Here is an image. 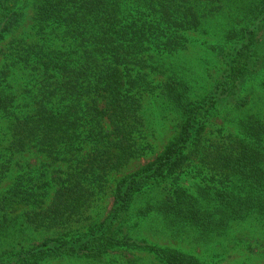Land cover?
Masks as SVG:
<instances>
[{
    "label": "trees",
    "instance_id": "obj_1",
    "mask_svg": "<svg viewBox=\"0 0 264 264\" xmlns=\"http://www.w3.org/2000/svg\"><path fill=\"white\" fill-rule=\"evenodd\" d=\"M230 12L222 67L197 95L165 61ZM0 61V241L44 236L0 264H215L220 250L264 249V0H0ZM152 96L177 110L175 132L116 177L154 151ZM219 116L235 128L213 129ZM144 226L214 255L152 242Z\"/></svg>",
    "mask_w": 264,
    "mask_h": 264
},
{
    "label": "rangeland",
    "instance_id": "obj_2",
    "mask_svg": "<svg viewBox=\"0 0 264 264\" xmlns=\"http://www.w3.org/2000/svg\"><path fill=\"white\" fill-rule=\"evenodd\" d=\"M230 14H233L234 16L235 12L226 13L223 16H216L208 21L205 31L196 32L191 35L192 42L186 51L179 56L167 58L165 61L178 77L184 79L192 87L194 93L197 95H206L213 89L216 75L222 67L219 48L222 45L226 46L225 31L232 24L231 20L228 18ZM31 15L32 12L29 9V17ZM31 22L30 18H28L26 21V30L30 28ZM220 44L221 46H219ZM212 45H215L214 48ZM261 80L264 81V76L257 81L255 85L256 92L254 95L259 99L260 103H264V83L259 85ZM252 86L253 85H251V87ZM261 106L264 110V104ZM144 109L146 118L148 119V140L154 146V151L149 153L147 157L134 161L122 173L116 175V177L130 174L147 163L149 159L163 149L175 132V123L179 115L169 101L163 97L152 96L146 99ZM228 118L229 117L227 116L216 117L215 121L217 125L213 126V129H216L217 127H226L229 130H233L237 124L235 123L237 119L233 117L234 122L230 123L227 120ZM3 125L4 121L0 117V133L4 127ZM31 160L32 162H36L37 156H32ZM7 184L8 181L5 182L4 186ZM112 201V195L107 194L104 195L103 201L98 204V211L103 217L108 213ZM30 235L31 233L29 232L17 240L7 238L0 241V254L3 250L16 245L17 243L15 241H23V244L27 247L32 243H38L44 238L41 234H35V239L30 240ZM142 236L155 243L179 246L182 249L193 252L195 251V253L206 257H213L214 255L213 252H207V254H204V247H196L188 241L171 237L164 233L162 234L155 226H144ZM15 247L19 248L17 245ZM258 250L259 252L256 254H253L248 250L244 251V249L238 247L236 249H231L229 252H223L220 250L217 252L219 255H214L215 264H241L243 262L242 260L245 258L249 264L262 263L264 261V249L259 248ZM137 256L141 257L142 264H162L155 257L148 254L138 253ZM106 261L107 260L90 261L80 258H64L45 264H108Z\"/></svg>",
    "mask_w": 264,
    "mask_h": 264
}]
</instances>
